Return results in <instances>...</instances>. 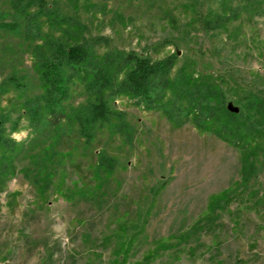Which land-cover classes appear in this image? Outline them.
<instances>
[{"label": "rangeland", "instance_id": "rangeland-1", "mask_svg": "<svg viewBox=\"0 0 264 264\" xmlns=\"http://www.w3.org/2000/svg\"><path fill=\"white\" fill-rule=\"evenodd\" d=\"M48 1L79 15L88 33L109 38L111 50L152 60L173 55L180 65L192 59L200 70L264 89V0H230L241 15L228 33L197 29L188 0ZM220 2L207 0L203 12L220 10ZM11 13L9 0H0V23ZM30 53L27 42L0 28V84L9 89L1 108L18 107L39 92ZM235 102L228 95L234 110ZM108 103L132 136L105 131L85 152L75 151L55 168L45 196L32 179L44 154L33 157L50 144L0 188V264H114L122 245L129 250L127 264H264V163L244 174L240 152L216 136L190 123L174 128L161 112L126 97ZM5 113L9 121L19 115ZM21 126L18 141L30 136L27 121ZM57 148L73 151V139ZM99 154L115 164L108 179L95 177ZM228 188L235 194L216 221L189 243L154 252L155 242L190 230L209 199ZM90 192L93 199L82 196Z\"/></svg>", "mask_w": 264, "mask_h": 264}, {"label": "trees", "instance_id": "trees-1", "mask_svg": "<svg viewBox=\"0 0 264 264\" xmlns=\"http://www.w3.org/2000/svg\"><path fill=\"white\" fill-rule=\"evenodd\" d=\"M245 1L249 5L252 2ZM206 3L207 0H188L185 4L195 13L192 24L206 33H228L241 15L239 8L233 7L230 0H221L220 10L204 13ZM9 4L12 13L8 19L4 17L0 28L27 42L39 92L21 101L18 107L3 109L0 103V188L17 175L18 168L38 149L50 144L33 157L44 154L34 167L32 179L45 196L53 187L50 184L55 168L75 151L85 152L105 131L110 136H132L123 115L110 109L111 97H126L137 107L161 112L174 128L190 123L200 133L229 143L241 154L244 174L255 172L258 162L264 163L263 88L250 89L234 79L200 70L199 62L192 59L180 65L173 55L152 60L135 52L111 50L109 38L88 33V26L79 15L61 10L48 0H9ZM12 82L16 89H22L17 79ZM8 92L0 84V98ZM230 94L236 100V110L228 106ZM6 111L19 115L9 121ZM22 119L27 121L30 136L18 141L14 134L22 130ZM66 137L73 139L74 148L63 153L57 145ZM98 159L95 177L103 173L108 179L115 164L103 154ZM25 177L31 176L25 172ZM97 188L100 191L102 186ZM233 193L228 188L213 195L190 230L159 239L154 252L189 243L206 224L208 227L218 219ZM86 195L82 194L93 199L95 192ZM128 252L122 245L113 263L127 264Z\"/></svg>", "mask_w": 264, "mask_h": 264}]
</instances>
